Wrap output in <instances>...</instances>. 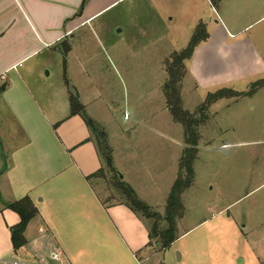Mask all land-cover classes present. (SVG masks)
Wrapping results in <instances>:
<instances>
[{
	"label": "rangeland",
	"instance_id": "obj_1",
	"mask_svg": "<svg viewBox=\"0 0 264 264\" xmlns=\"http://www.w3.org/2000/svg\"><path fill=\"white\" fill-rule=\"evenodd\" d=\"M209 1L235 34L227 36L226 52L233 49L232 42L246 37L253 41L260 35L264 43V18L253 24L264 15V0ZM193 4L204 22L218 20L206 0H119L91 24L75 23L73 36L54 52L45 50L33 57L40 59L21 65L22 70H36L29 82L44 106L45 91L39 85L46 84L51 94L66 84L70 100L100 124L117 154L121 150L122 170L113 165L121 180L159 217L167 214L187 147L184 128L173 119L168 100L177 93L184 107L196 112L208 93L222 87L198 90L186 60L175 63V55L203 22H193ZM241 29L245 32L239 34ZM211 44L216 49V32ZM250 61L226 58L219 70L239 62L247 73ZM260 79L253 95L221 99L205 112L195 181L181 195L182 217L169 227L171 234L188 232L165 251L153 241L143 253L150 261L139 264H264V76L246 77L234 89L248 91ZM94 107L97 118L90 109ZM123 152L128 154L125 160ZM101 174L91 178L96 191L110 206L120 204L125 198L109 182L112 173L105 169Z\"/></svg>",
	"mask_w": 264,
	"mask_h": 264
},
{
	"label": "crops",
	"instance_id": "obj_2",
	"mask_svg": "<svg viewBox=\"0 0 264 264\" xmlns=\"http://www.w3.org/2000/svg\"><path fill=\"white\" fill-rule=\"evenodd\" d=\"M118 1L0 0V264L17 256L51 264L49 252L56 248L72 264L150 261L151 256L143 255L151 247L147 225L128 205L107 204L93 185L91 176L105 166V161L85 118L71 113L68 87L64 83L61 92L49 94L46 84L39 85L45 91L47 109L29 82L36 70H22L21 66L40 59L33 57L45 50L54 52L55 46L73 36L75 23L91 24ZM206 1L218 20L204 22L193 4V22L202 20L209 37L186 60L198 90L219 86L234 89L246 77L264 76L260 35L253 41L246 37L232 42L233 49L226 52V38L231 41L235 34L211 1ZM262 18L264 15L253 24ZM214 32L216 49L211 44ZM244 32L241 29L238 33ZM226 58H251L248 72L239 62L219 70ZM90 109L97 118L98 109ZM125 153L123 160L128 156ZM120 154V149L118 154L113 149L114 163L122 170ZM25 196L32 198L39 214L27 226V244L15 250L11 228L20 217L6 204Z\"/></svg>",
	"mask_w": 264,
	"mask_h": 264
},
{
	"label": "trees",
	"instance_id": "obj_3",
	"mask_svg": "<svg viewBox=\"0 0 264 264\" xmlns=\"http://www.w3.org/2000/svg\"><path fill=\"white\" fill-rule=\"evenodd\" d=\"M208 37L209 33L206 25L204 23H200L188 46L175 55L178 57L174 58L175 63L180 64L185 60L190 59L199 43L205 41ZM262 82L263 79L255 81L252 84L251 89L248 91H238L231 87H224L215 92H210L196 112H191L186 109L183 105L182 98L177 93L176 95H171V98L168 100V108L173 116V119L180 123L184 128V137L187 147H185L183 155L180 159L179 177L175 181L169 195V202L166 208L167 214L165 217H159V213L157 211H153L150 205L142 201L129 183L121 180L120 173L113 166V149L109 144L108 134L104 131L100 124L87 115V113L83 110L84 108L82 105L78 102L71 101V113L81 114L85 118L91 132L95 136L97 147L106 164V168L102 167L93 176H98L101 173L104 174L105 169L112 173L110 174L109 182L117 189V192L125 198L123 201L118 202L120 204L128 205L147 225L151 239L150 244L154 241L160 245L159 249L167 250L181 236L178 234H171L169 227L174 225L177 217H182L185 211V205L182 201L181 195L188 187L193 185L195 181V164L199 154V126L207 119L205 112H207V110L210 109L214 103L221 99L253 95L260 88ZM93 176H91V178ZM6 207L15 211L20 217L19 222L11 228L14 249L18 250L27 244L25 231L30 221L39 214V210L30 196H25L19 200L9 202L6 204ZM177 212H180V214H177ZM146 218L153 220L154 224L152 226L149 225L145 220ZM163 218L165 221L161 220Z\"/></svg>",
	"mask_w": 264,
	"mask_h": 264
},
{
	"label": "built area",
	"instance_id": "obj_4",
	"mask_svg": "<svg viewBox=\"0 0 264 264\" xmlns=\"http://www.w3.org/2000/svg\"><path fill=\"white\" fill-rule=\"evenodd\" d=\"M50 259L54 262L51 264H71L68 256L59 248L53 249L49 252ZM5 264H49L44 261H33L22 256L6 261Z\"/></svg>",
	"mask_w": 264,
	"mask_h": 264
},
{
	"label": "water",
	"instance_id": "obj_5",
	"mask_svg": "<svg viewBox=\"0 0 264 264\" xmlns=\"http://www.w3.org/2000/svg\"><path fill=\"white\" fill-rule=\"evenodd\" d=\"M48 75H49V72H48ZM122 176V178H123V175H121Z\"/></svg>",
	"mask_w": 264,
	"mask_h": 264
}]
</instances>
